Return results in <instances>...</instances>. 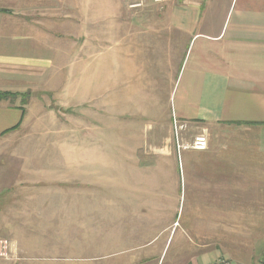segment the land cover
<instances>
[{
  "label": "crops",
  "instance_id": "crops-1",
  "mask_svg": "<svg viewBox=\"0 0 264 264\" xmlns=\"http://www.w3.org/2000/svg\"><path fill=\"white\" fill-rule=\"evenodd\" d=\"M131 1L0 0V93L10 94L0 100V167L16 158L14 150L4 154V147L14 149L27 129L46 127L47 113L62 109L58 83L84 71L80 56L91 55L98 34L107 81L156 76L146 90L152 102L164 96L161 86H169L171 113L160 107L163 113L144 139L159 138L161 124L166 121L169 128L172 117L186 122L193 135L207 130L210 136L207 150L183 154L185 227L173 256L161 261L162 249L140 248L124 257L111 251L115 244L108 242V232L112 236L117 225L105 221L106 214L103 221L94 217L92 209H121L118 200L136 194L137 187L122 183L126 156L93 154L91 132L80 138L76 126L69 156L71 200L58 201L61 211L55 214L59 225L62 209L72 211L74 261L97 256L106 264H143L156 254L155 264H214L222 257L232 264H264V0H145L144 7L129 9ZM45 89L60 99H47ZM106 114L104 109L103 139L109 140L115 126ZM99 160L104 162L102 190L110 194L103 192V207L91 179ZM133 172L142 174V166ZM61 182L59 174L55 184ZM146 192L158 190L151 186ZM146 206L153 209V202ZM170 226L177 230L180 223L174 219ZM101 230L105 242L97 251L93 237Z\"/></svg>",
  "mask_w": 264,
  "mask_h": 264
},
{
  "label": "rangeland",
  "instance_id": "rangeland-1",
  "mask_svg": "<svg viewBox=\"0 0 264 264\" xmlns=\"http://www.w3.org/2000/svg\"><path fill=\"white\" fill-rule=\"evenodd\" d=\"M97 35L95 48L89 50L91 55L88 57L85 53L80 56V67H84V71L81 72L80 68L75 80L71 76H62L58 83L62 109L47 113L46 127L27 129V135L19 145H14V149L9 144L8 152H5L7 147H4V154L14 150L16 158L14 162L2 161L4 166L0 167V264H106L103 258L97 256L89 258V261H74L76 258L71 251L70 208L62 209V222L55 224V214L61 211L56 208V204L58 201H67L69 204L71 200L69 156L76 126L80 138L82 133L86 136L91 132L89 148L91 152H95L93 154L108 152L112 158L118 153L122 156L124 154L126 160L121 163L125 165L127 172L125 182L122 183L129 188L137 187L136 194L127 193L126 198L118 200L123 203L121 209H92L94 217L103 221V215L106 214L105 221L117 225L112 228V236L108 232L111 238L108 242L115 244L111 251L124 257L140 248L162 249L161 261H168L175 252L177 242L182 239L181 229L185 227L187 211L185 208L183 210V154L194 151H177L173 126L169 122L167 128L166 121L160 126L159 138L154 140L148 136L144 139L151 128L157 125L156 119L163 113L160 107L171 113L169 86L166 83L161 86L164 96L157 98V101L153 99L152 102L146 90H149L147 85L156 76H133L129 82L120 81L119 76H110V81H107L102 76L103 48L101 42L97 41ZM161 78L167 79L166 76H158V79ZM42 91L49 100L60 99L49 89ZM141 108L142 112L135 114ZM104 109L107 113L105 120L115 126L110 130L109 140L103 139ZM156 109L160 114H155ZM88 122L92 124V128H88ZM117 123L122 124L120 129ZM147 124L150 125L149 128L146 127ZM189 129L188 126L183 134L184 142H190L195 135L204 131L210 136L207 130L193 135ZM134 155L138 158L143 155V158L135 161ZM94 163L97 164L98 173L91 179L97 203L102 206L105 191L102 190L104 162L99 160ZM116 163L111 161L112 169H116ZM140 165L142 174L134 173ZM156 170L158 176H154ZM4 173L7 176L4 177ZM59 174L63 182L55 184ZM6 181L9 183L6 184ZM113 183L111 180L112 185ZM151 186L157 188V194L146 192L150 191ZM105 192L110 196L108 190ZM150 201L153 202V209L146 206ZM83 213L80 210L79 217L82 218ZM152 219L154 223L149 224ZM174 219L180 226L177 230L170 231L169 224ZM134 224L137 233L132 235L129 229ZM103 234L104 232L98 238L93 237L97 251L103 250ZM156 257L155 254L143 264H155ZM222 258L232 264L228 258Z\"/></svg>",
  "mask_w": 264,
  "mask_h": 264
},
{
  "label": "built area",
  "instance_id": "built-area-1",
  "mask_svg": "<svg viewBox=\"0 0 264 264\" xmlns=\"http://www.w3.org/2000/svg\"><path fill=\"white\" fill-rule=\"evenodd\" d=\"M156 4H161L163 0H152ZM145 0H134L128 4L129 9H140L144 7ZM173 135L176 142L177 151H205L208 148V135L201 132L195 135L190 142H184L182 137L187 131L188 124L178 120L176 117H172ZM1 244V242H0ZM214 264H229L224 258H219Z\"/></svg>",
  "mask_w": 264,
  "mask_h": 264
},
{
  "label": "trees",
  "instance_id": "trees-1",
  "mask_svg": "<svg viewBox=\"0 0 264 264\" xmlns=\"http://www.w3.org/2000/svg\"><path fill=\"white\" fill-rule=\"evenodd\" d=\"M9 95L7 93H0V100L8 98Z\"/></svg>",
  "mask_w": 264,
  "mask_h": 264
}]
</instances>
